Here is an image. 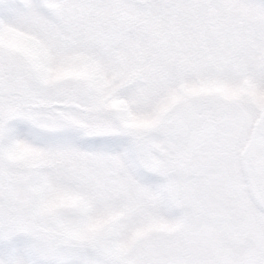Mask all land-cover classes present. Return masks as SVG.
I'll return each instance as SVG.
<instances>
[{"label":"snow or ice","instance_id":"obj_1","mask_svg":"<svg viewBox=\"0 0 264 264\" xmlns=\"http://www.w3.org/2000/svg\"><path fill=\"white\" fill-rule=\"evenodd\" d=\"M0 264H264V0H0Z\"/></svg>","mask_w":264,"mask_h":264}]
</instances>
